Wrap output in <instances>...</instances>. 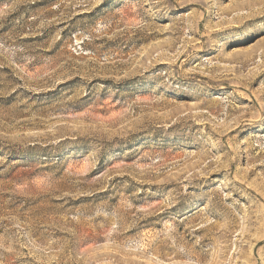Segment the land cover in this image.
<instances>
[{
    "label": "rangeland",
    "instance_id": "rangeland-1",
    "mask_svg": "<svg viewBox=\"0 0 264 264\" xmlns=\"http://www.w3.org/2000/svg\"><path fill=\"white\" fill-rule=\"evenodd\" d=\"M0 264H264V0H0Z\"/></svg>",
    "mask_w": 264,
    "mask_h": 264
},
{
    "label": "bare ground",
    "instance_id": "bare-ground-1",
    "mask_svg": "<svg viewBox=\"0 0 264 264\" xmlns=\"http://www.w3.org/2000/svg\"><path fill=\"white\" fill-rule=\"evenodd\" d=\"M213 262V261H212Z\"/></svg>",
    "mask_w": 264,
    "mask_h": 264
}]
</instances>
